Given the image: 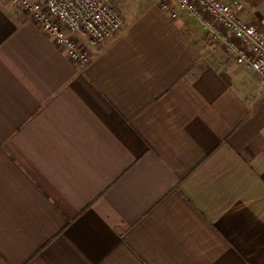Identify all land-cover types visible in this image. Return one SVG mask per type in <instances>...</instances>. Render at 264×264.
Segmentation results:
<instances>
[{
	"label": "crops",
	"instance_id": "crops-1",
	"mask_svg": "<svg viewBox=\"0 0 264 264\" xmlns=\"http://www.w3.org/2000/svg\"><path fill=\"white\" fill-rule=\"evenodd\" d=\"M115 6L82 65L0 0V264H264L259 76L174 0Z\"/></svg>",
	"mask_w": 264,
	"mask_h": 264
},
{
	"label": "built area",
	"instance_id": "built-area-1",
	"mask_svg": "<svg viewBox=\"0 0 264 264\" xmlns=\"http://www.w3.org/2000/svg\"><path fill=\"white\" fill-rule=\"evenodd\" d=\"M62 48L75 63L87 65V46L100 44L117 32L124 19L115 0H11ZM168 9L172 0H157ZM194 16L209 39L220 43L236 64L257 74L264 87V28L240 17L239 0H174ZM177 12L172 17H177Z\"/></svg>",
	"mask_w": 264,
	"mask_h": 264
},
{
	"label": "rangeland",
	"instance_id": "rangeland-1",
	"mask_svg": "<svg viewBox=\"0 0 264 264\" xmlns=\"http://www.w3.org/2000/svg\"><path fill=\"white\" fill-rule=\"evenodd\" d=\"M120 9V8H119Z\"/></svg>",
	"mask_w": 264,
	"mask_h": 264
}]
</instances>
